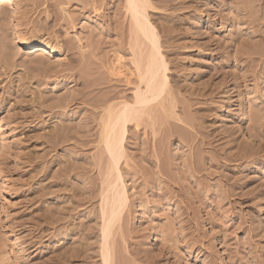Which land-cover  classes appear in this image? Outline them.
I'll list each match as a JSON object with an SVG mask.
<instances>
[{
	"label": "rangeland",
	"instance_id": "1",
	"mask_svg": "<svg viewBox=\"0 0 264 264\" xmlns=\"http://www.w3.org/2000/svg\"><path fill=\"white\" fill-rule=\"evenodd\" d=\"M151 1L168 89L127 128L114 262L264 264V0ZM133 44L125 0L0 5V264H102L100 121Z\"/></svg>",
	"mask_w": 264,
	"mask_h": 264
},
{
	"label": "bare ground",
	"instance_id": "2",
	"mask_svg": "<svg viewBox=\"0 0 264 264\" xmlns=\"http://www.w3.org/2000/svg\"><path fill=\"white\" fill-rule=\"evenodd\" d=\"M19 1L21 0H0V5L3 7L8 4L18 5ZM151 7V0H125V11L130 18V32L134 40L133 72L137 83L131 101L107 103L101 115L99 142L109 159L100 204L102 264H115L110 239L128 201L124 180L119 170V163L125 156L124 141L128 125L138 126L145 116H150V112H153L152 104L161 102L168 89L167 65L161 52L157 30L149 18ZM19 45L36 55L42 53L57 55L62 51L49 40L34 42L32 39L20 38Z\"/></svg>",
	"mask_w": 264,
	"mask_h": 264
}]
</instances>
